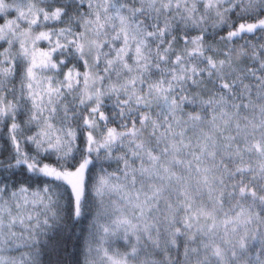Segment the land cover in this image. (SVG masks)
Here are the masks:
<instances>
[{
    "label": "snow or ice",
    "instance_id": "1",
    "mask_svg": "<svg viewBox=\"0 0 264 264\" xmlns=\"http://www.w3.org/2000/svg\"><path fill=\"white\" fill-rule=\"evenodd\" d=\"M0 264H264V0H0Z\"/></svg>",
    "mask_w": 264,
    "mask_h": 264
}]
</instances>
